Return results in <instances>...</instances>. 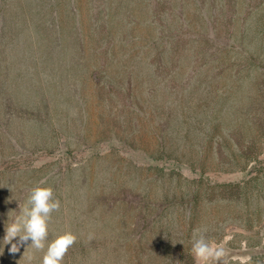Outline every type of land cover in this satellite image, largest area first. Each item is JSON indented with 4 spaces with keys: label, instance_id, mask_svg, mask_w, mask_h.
Instances as JSON below:
<instances>
[{
    "label": "rangeland",
    "instance_id": "374dc122",
    "mask_svg": "<svg viewBox=\"0 0 264 264\" xmlns=\"http://www.w3.org/2000/svg\"><path fill=\"white\" fill-rule=\"evenodd\" d=\"M41 182L62 264H264V0H0V264Z\"/></svg>",
    "mask_w": 264,
    "mask_h": 264
},
{
    "label": "clouds",
    "instance_id": "9594fccd",
    "mask_svg": "<svg viewBox=\"0 0 264 264\" xmlns=\"http://www.w3.org/2000/svg\"><path fill=\"white\" fill-rule=\"evenodd\" d=\"M42 183L32 187L28 191L26 201L18 205L19 212L7 224L3 239L6 244L11 245V254L17 253L21 246L27 245L43 253L39 264H62L68 250L76 243L77 236L71 231H65L57 234L52 240L48 239L51 214L60 210L61 203L54 197L53 189L41 186ZM92 238V234H89L88 239ZM231 239L232 237L226 236L223 241L217 243L206 239L203 234L194 238L190 249L194 264H219L228 255L225 245ZM241 247L246 249L247 242L242 241ZM33 259L34 256L29 254L27 264H32ZM238 259L240 264H251L250 256Z\"/></svg>",
    "mask_w": 264,
    "mask_h": 264
},
{
    "label": "trees",
    "instance_id": "16d2710c",
    "mask_svg": "<svg viewBox=\"0 0 264 264\" xmlns=\"http://www.w3.org/2000/svg\"><path fill=\"white\" fill-rule=\"evenodd\" d=\"M257 1L259 2L260 0H257ZM251 11H252V5H251V3H248V7H247V10H246V16L247 17L250 16ZM53 18L56 20L57 15H53ZM231 20L232 19H231L230 16H227L226 17V21L227 22L231 23ZM52 23H53V19H49L48 22H47V26L49 27ZM237 30H238V34H240V37L241 38H244L245 37V34H246V30H247V28L244 27V22L241 25H239V27L237 28ZM184 44H185V41H184ZM244 58L247 59L246 56H244Z\"/></svg>",
    "mask_w": 264,
    "mask_h": 264
}]
</instances>
